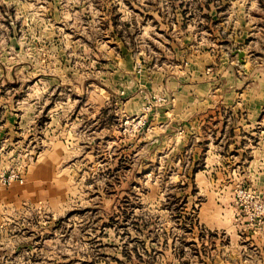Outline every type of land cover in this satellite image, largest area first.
I'll return each instance as SVG.
<instances>
[{
	"label": "rangeland",
	"instance_id": "374dc122",
	"mask_svg": "<svg viewBox=\"0 0 264 264\" xmlns=\"http://www.w3.org/2000/svg\"><path fill=\"white\" fill-rule=\"evenodd\" d=\"M202 1L0 0L21 264H264V0Z\"/></svg>",
	"mask_w": 264,
	"mask_h": 264
},
{
	"label": "crops",
	"instance_id": "0c3cea01",
	"mask_svg": "<svg viewBox=\"0 0 264 264\" xmlns=\"http://www.w3.org/2000/svg\"><path fill=\"white\" fill-rule=\"evenodd\" d=\"M202 8H208L211 9L213 8L212 2L210 0H203L202 1ZM206 17L210 18L208 14H205ZM216 21V20H215ZM202 86V85H201ZM200 86L198 85L197 88ZM205 98V99H204ZM240 101L243 99H239ZM215 103H210L209 102V97H202L201 99V110L204 111V107L208 106H216L218 100H215ZM234 103V102H233ZM239 103V101H238ZM226 104L228 105V102L226 101ZM198 111V110H197ZM213 111V110H212ZM246 111H249V109H246ZM249 115V113L247 114ZM11 243H17V250L20 252L21 250V224L18 227V231L15 234H11L8 230V227H4L2 230H0V264H21V253H18L17 256H12L11 255Z\"/></svg>",
	"mask_w": 264,
	"mask_h": 264
},
{
	"label": "water",
	"instance_id": "95a60500",
	"mask_svg": "<svg viewBox=\"0 0 264 264\" xmlns=\"http://www.w3.org/2000/svg\"><path fill=\"white\" fill-rule=\"evenodd\" d=\"M238 53H239L240 57H242L245 54V52L242 50H238Z\"/></svg>",
	"mask_w": 264,
	"mask_h": 264
}]
</instances>
